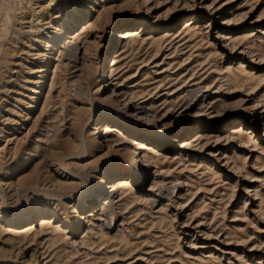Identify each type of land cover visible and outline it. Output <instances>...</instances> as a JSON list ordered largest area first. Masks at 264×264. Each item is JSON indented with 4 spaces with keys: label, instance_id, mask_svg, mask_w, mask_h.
Returning a JSON list of instances; mask_svg holds the SVG:
<instances>
[{
    "label": "rangeland",
    "instance_id": "1",
    "mask_svg": "<svg viewBox=\"0 0 264 264\" xmlns=\"http://www.w3.org/2000/svg\"><path fill=\"white\" fill-rule=\"evenodd\" d=\"M50 1L0 0V264H264V0Z\"/></svg>",
    "mask_w": 264,
    "mask_h": 264
},
{
    "label": "bare ground",
    "instance_id": "2",
    "mask_svg": "<svg viewBox=\"0 0 264 264\" xmlns=\"http://www.w3.org/2000/svg\"><path fill=\"white\" fill-rule=\"evenodd\" d=\"M54 0H51L50 1V8H55V2H53ZM68 8V7H67ZM72 9V8H71ZM37 12V11H36ZM30 13V12H29ZM39 13V12H38ZM24 14V13H23ZM36 17V16H35ZM30 19V18H29ZM72 19V18H71ZM25 21V20H24ZM30 21V20H29ZM27 22V21H26ZM32 21H30V23H31ZM44 23V22H43ZM76 24L77 23V20H71V25H73V24ZM193 22H190V23H187L186 24V26L185 27H189V26H191V24H192ZM91 24V23H90ZM89 24V25H90ZM89 25H87L86 27H88ZM57 28V27H56ZM85 28V27H84ZM59 29H61V33H64V26H62L61 28L59 27ZM133 34H134V32H133V30L132 29H130V28H126V29H123V30H121V31H118V33H117V40L116 39H114L111 43H110V45H109V49L111 50V49H113V48H115L116 46H117V44L120 42V40H121V42L123 43V41L124 40H127V39H129V38H131L132 36H133ZM227 36V35H226ZM68 38L69 39H78L79 38V33H76V32H73V33H69L68 34ZM120 39V40H119ZM69 42H71V40H69ZM42 54V53H41ZM39 71H45V70H39ZM190 104V103H189ZM188 104V105H189ZM201 106H206V104H205V102L203 101L202 103H201ZM143 107V106H142ZM11 111V110H10ZM206 115L205 114H201V112L200 111H198V113L196 114V118L197 117H199L200 119H195V121H201L202 120V118H204ZM8 120H9V118H7ZM7 120V121H8ZM204 120V119H203ZM104 121H114V120H111V119H109V118H107V119H105ZM115 124L117 123V122H114ZM7 124V123H6ZM114 125V124H113ZM113 125L111 126V125H109V123L108 122H106V123H104L103 124V126H102V128H101V126H99V124L97 125V127H98V129H101V137L103 138L102 140H104L105 142H109L111 145H120V143H122V142H125L126 140H121V141H118L117 139H112V138H110L109 137V135H108V133L110 132V130H111V128L113 127ZM97 127H96V129H97ZM105 130V131H104ZM184 131V130H183ZM96 132H97V130H96ZM179 133V132H178ZM178 135V134H177ZM150 137H151V139H157L158 138V140H164V138H165V136L163 135V133L162 132H160V133H158V134H155V135H149ZM203 137H204V134L203 133H200V134H198V136H196L194 139V141H199V140H201V139H203ZM166 138H168L169 140L168 141H172L173 139H172V136H166ZM12 139H14V137H9V138H7L6 139V142L7 143H9ZM123 139V138H122ZM5 142V143H6ZM188 147V146H187ZM112 149V148H111ZM145 149V148H144ZM146 156V154L144 155V157ZM145 158H147V157H145ZM135 160H137L135 157L132 159V160H130V165L132 166V168H131V170H130V173H129V175L131 176V179H129V178H121V179H117V180H115L114 182H112V183H108V184H105V185H103L102 187L100 186V190L97 192V193H95L94 195H90V196H88L87 197V199L86 200H84L83 202H82V204L80 205V207L82 208L81 209V211H82V213L80 214L79 212H78V215H77V217H80V219H83V218H86L87 216V214L88 213H90V215H92L91 214V212H95V211H97L99 208V206H98V204L97 203H99V201H98V199H99V196H103V195H107L108 196V198L107 199H105V200H102V201H100V203H105V202H107V203H112L113 201H114V199H116V198H120V189L121 188H127V187H131L132 186V181H133V179L135 180H138L139 181V178H140V173H143V176H146L147 175V173L143 170V172H141V171H139V167H141V166H143L142 165V163H141V159L139 160V158H138V164H140L139 166H138V168L137 167H135V164H134V161ZM143 162V161H142ZM146 162V161H145ZM144 163V162H143ZM147 163V162H146ZM145 164V163H144ZM147 168V167H146ZM110 179V178H109ZM125 192V191H124ZM123 192V193H124ZM98 194H100L99 196H97ZM122 197V196H121ZM121 200V199H120ZM85 209H88V210H86V212H84V210ZM101 212L99 213L100 214V216L101 215H104V214H106L107 213V210H106V208H102V210H100ZM118 212V211H117ZM36 216V214L35 213H31V214H28V215H26V216H24V217H22V218H20V219H17V220H15V226H12V227H9V229L10 230H15L16 228H17V226L16 225H18V223H21V222H25V221H33V219H34V217ZM95 216V215H94ZM1 218H3L1 215H0V220H1ZM96 220H101V218H97L96 217ZM38 223H40V226L42 227L43 225H48V224H51L52 223V220H48V219H46V218H44V217H42L39 221H38ZM31 225H32V223L29 225L28 224V226L27 225H25V227L27 228V227H31ZM44 227V226H43ZM17 230V229H16ZM17 232V231H16ZM8 233V232H7ZM11 233V232H10Z\"/></svg>",
    "mask_w": 264,
    "mask_h": 264
}]
</instances>
